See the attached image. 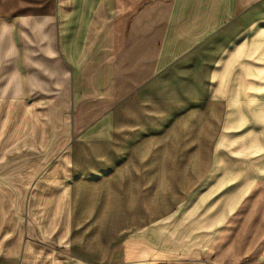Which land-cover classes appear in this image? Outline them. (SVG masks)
I'll use <instances>...</instances> for the list:
<instances>
[{"label":"crops","instance_id":"crops-1","mask_svg":"<svg viewBox=\"0 0 264 264\" xmlns=\"http://www.w3.org/2000/svg\"><path fill=\"white\" fill-rule=\"evenodd\" d=\"M249 231L264 0H0V264H237Z\"/></svg>","mask_w":264,"mask_h":264},{"label":"rangeland","instance_id":"rangeland-1","mask_svg":"<svg viewBox=\"0 0 264 264\" xmlns=\"http://www.w3.org/2000/svg\"><path fill=\"white\" fill-rule=\"evenodd\" d=\"M193 164H198V166H200V165H202L204 163H193ZM107 203H111V205H112V202H108L107 201ZM241 224H242L241 222H235V224L233 223V225H231L229 223H225L224 225H222L221 229H225L226 228V232L229 235L230 240L232 242V240L234 239L233 237L236 236V233L241 228V226H242ZM110 234L111 233H108V235H110ZM113 234H118V233H113ZM256 234L257 233L252 232V231L246 232L247 237H249L248 239H249L250 247H249V244H248L246 246V249H243L245 255L242 254V256H243L242 258L243 259L241 260L240 263H237V264H243V263L248 262L249 259L252 257L250 251L253 250L259 242L263 243L262 240L264 239V235H263V238L261 240L255 241L254 236ZM108 235H107V237H108ZM122 244L123 243L119 242V240H117L116 238H113V240L110 239V241L107 240V253H110L111 254L110 256H113V258L123 256ZM247 255H250V257H248ZM113 258H111L110 262L113 261ZM231 264H233V263H231Z\"/></svg>","mask_w":264,"mask_h":264}]
</instances>
